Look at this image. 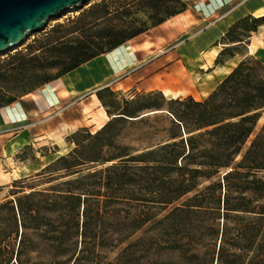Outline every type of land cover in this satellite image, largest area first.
<instances>
[{
	"label": "trees",
	"instance_id": "trees-1",
	"mask_svg": "<svg viewBox=\"0 0 264 264\" xmlns=\"http://www.w3.org/2000/svg\"><path fill=\"white\" fill-rule=\"evenodd\" d=\"M187 7L183 0L86 5L0 60V108ZM261 26L264 17L253 15L233 24L220 41L217 63L242 54ZM97 95L118 106L110 89ZM145 101L144 110H164L172 118L160 142L120 147L118 126L142 116L122 109L126 116L110 117L95 134H73L72 152L13 183L0 201V264H153L165 251L189 257L190 264H264V126L256 133L264 112V64L253 56L241 59L202 102L168 100L162 93ZM209 208L220 224L207 247L195 242V221ZM166 211L160 225H152Z\"/></svg>",
	"mask_w": 264,
	"mask_h": 264
},
{
	"label": "crops",
	"instance_id": "crops-1",
	"mask_svg": "<svg viewBox=\"0 0 264 264\" xmlns=\"http://www.w3.org/2000/svg\"><path fill=\"white\" fill-rule=\"evenodd\" d=\"M183 1L188 6L183 14L1 107L0 138L6 149H40L45 144L59 150L69 148L74 145L70 143L73 134L97 133L110 117L126 116L120 114L122 109L132 112L129 116L168 114L164 110L143 114L150 110L142 106H137L134 113L130 103L144 95L162 93L168 100L192 97L202 102L241 59L253 56L264 64V26L250 37L244 53L217 63L223 50L222 37L248 15L264 17V0ZM162 56L171 60L165 69ZM104 89L124 96L126 102L117 110L106 98L103 104L97 94ZM40 163L37 167L29 166L28 174L24 172L26 166L17 168L15 173L20 175L9 178L5 184L40 172L44 167Z\"/></svg>",
	"mask_w": 264,
	"mask_h": 264
},
{
	"label": "rangeland",
	"instance_id": "rangeland-1",
	"mask_svg": "<svg viewBox=\"0 0 264 264\" xmlns=\"http://www.w3.org/2000/svg\"><path fill=\"white\" fill-rule=\"evenodd\" d=\"M100 0H94L92 2H96ZM91 2V3H92ZM81 10L79 8H73L69 10L67 13L63 14L60 18L52 19V21L49 22L46 29L51 28L55 23L63 22L66 19H68L71 16L76 15ZM46 32V31H44ZM30 35L27 40L21 45V47L17 48L14 51L4 53V55L0 56V60L5 59V57L9 56L10 54H14L18 51H21L23 47H25L27 44L31 43L35 38H37V35ZM246 50V46H243L240 51L243 53ZM161 58L164 59L163 68L165 69L168 64L171 63L170 58L166 59L165 56H162ZM255 58V57H254ZM40 89V88H39ZM38 91V90H37ZM147 95L142 96L140 100L137 101L135 105H133V110L137 109V106L145 105V97ZM124 96L119 97L117 96L114 100L116 101L117 105L120 107V104L123 102H126ZM108 102L111 100L109 97H107ZM112 101V100H111ZM154 101L156 103H160L161 99L159 95L154 96ZM130 102V101H128ZM118 106L114 107L113 109L116 110ZM155 110L145 111L143 114H151ZM171 116L168 114H153V115H142L141 117L137 118V120H133L127 123H121L120 126H118L117 130L119 131L120 137L117 139V144L120 147H127L132 150H138L150 147L158 142H160L163 138L167 136V133H165V130L170 129L171 125ZM259 125L256 129V133L260 132L264 126V112L262 114V118L258 122ZM2 139L0 138V201L5 200L6 197H8L9 192L13 190V183L18 180H24V178L33 177L36 174L28 175L24 178H19L18 180H12L8 184H5V182H8L11 177H17L19 176V172L15 173V170L17 168H23L26 166L25 174H28L30 171L28 169L29 166H39L42 164L44 169L46 166L52 164L55 160H57L60 156H66L70 152L73 151L75 148L74 145L72 147H65L62 150H59L57 146H51L50 144H45L44 146H41V148L36 149L33 146H25L23 149L19 151L11 150L8 151L6 149L5 144ZM249 146V145H248ZM59 152V153H58ZM63 154V155H60ZM58 156V157H56ZM240 159V158H239ZM24 169V168H23ZM41 169V170H42ZM209 182H205L204 185L200 187V190L208 185ZM46 187V186H44ZM168 212H162L158 215L156 220L152 223L156 227V225H160V220H162ZM247 217V216H245ZM217 213L213 208L205 209L201 212L199 218H197V221H195L196 228L199 230V233L197 237H195V242L203 245V246H210L213 245V243L217 240L216 239V231H218L219 227L218 224H220V221L216 220ZM209 251H207L208 253ZM114 255H111V258H113ZM210 258V255L207 254V259ZM190 258L187 256H180L177 253H172L171 251H165L162 253V255L158 256L156 261H154L153 264H190L191 261H189Z\"/></svg>",
	"mask_w": 264,
	"mask_h": 264
},
{
	"label": "water",
	"instance_id": "water-1",
	"mask_svg": "<svg viewBox=\"0 0 264 264\" xmlns=\"http://www.w3.org/2000/svg\"><path fill=\"white\" fill-rule=\"evenodd\" d=\"M94 0H0V56L43 33L52 19Z\"/></svg>",
	"mask_w": 264,
	"mask_h": 264
}]
</instances>
